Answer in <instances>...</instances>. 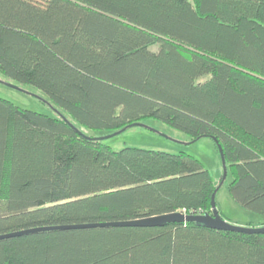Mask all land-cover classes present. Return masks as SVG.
Returning a JSON list of instances; mask_svg holds the SVG:
<instances>
[{
    "label": "trees",
    "instance_id": "16d2710c",
    "mask_svg": "<svg viewBox=\"0 0 264 264\" xmlns=\"http://www.w3.org/2000/svg\"><path fill=\"white\" fill-rule=\"evenodd\" d=\"M0 74L57 109L0 97V235L211 213L218 185L197 158L115 151L80 128L145 118L213 138L231 195L264 215V0H0ZM0 264H264V232L37 231L0 239Z\"/></svg>",
    "mask_w": 264,
    "mask_h": 264
},
{
    "label": "rangeland",
    "instance_id": "374dc122",
    "mask_svg": "<svg viewBox=\"0 0 264 264\" xmlns=\"http://www.w3.org/2000/svg\"><path fill=\"white\" fill-rule=\"evenodd\" d=\"M157 49L156 46L153 47ZM0 74V97L8 99L15 105L49 115L57 112L50 99L41 91L31 85H19L5 80ZM14 84L19 88H15ZM63 112L61 109L58 110ZM65 114V113H63ZM144 125H136L122 131H109L101 129H86L80 127L83 133L100 138L109 136L104 142L113 150L118 151L125 147L160 150L169 153H185L197 158L202 165L209 170L216 184L219 186L216 193L218 209L230 223L248 227L264 226V215L251 211L240 205L230 193L229 186L232 181L231 172L223 179V164L219 149L215 140L204 136L192 140L190 135L172 128L166 123L154 119L145 118L141 122Z\"/></svg>",
    "mask_w": 264,
    "mask_h": 264
},
{
    "label": "water",
    "instance_id": "95a60500",
    "mask_svg": "<svg viewBox=\"0 0 264 264\" xmlns=\"http://www.w3.org/2000/svg\"><path fill=\"white\" fill-rule=\"evenodd\" d=\"M9 85L19 88L14 84ZM63 116V114H62ZM64 117V116H63ZM69 121V120H68ZM73 125V124H72ZM136 125H144L141 122H136L129 124L128 126L122 128L120 131L136 126ZM82 133L81 131H79ZM83 134V133H82ZM85 135V134H84ZM109 136L100 137V139H106ZM218 149L221 155L222 164H223V179L227 176V164L226 159L222 150L221 145L218 144ZM217 189L213 192L211 197V213L206 212L203 214H186L183 212H173V213H166L136 220H128V221H112V222H101V223H86V224H71V225H56V226H45V227H38V228H31L25 229L16 232H10L7 234L0 235V239L9 238L13 236H20L24 234H29L37 231H46V230H65V229H75V228H90V227H115V226H142V227H157V226H165L169 223L174 222H195L197 224L204 225L209 228L219 229V230H233L245 233H259L264 232V226L260 227H248V226H241L235 225L230 223L228 220L221 217L219 213V209L216 203V193Z\"/></svg>",
    "mask_w": 264,
    "mask_h": 264
}]
</instances>
